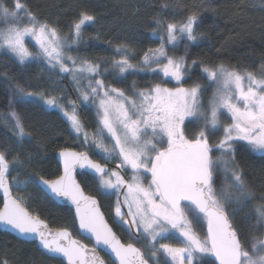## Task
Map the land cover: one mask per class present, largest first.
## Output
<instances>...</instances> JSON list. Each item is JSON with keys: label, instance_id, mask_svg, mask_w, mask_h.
Listing matches in <instances>:
<instances>
[{"label": "snow or ice", "instance_id": "1", "mask_svg": "<svg viewBox=\"0 0 264 264\" xmlns=\"http://www.w3.org/2000/svg\"><path fill=\"white\" fill-rule=\"evenodd\" d=\"M205 7V0L193 4L181 21L154 16L152 35L159 44L134 63L137 53L126 44H116L111 57L98 61L71 54L96 23L87 8L62 34L57 21L41 18L26 0H0V53L20 65L45 64L70 77L77 92L72 99L55 94V88L30 90L32 85L8 77L7 110H0V223L38 238L52 264H105L100 251L111 264H264V187L257 192L244 170L246 157L255 153L264 162V64L253 72L191 57L189 48L204 37L198 13ZM181 44L184 55L169 54ZM143 72L156 82L127 83ZM29 107L58 113L72 140L59 148L54 178L36 171L18 180L22 169L37 168L48 141L17 110ZM81 107L94 109L91 131ZM34 140L29 150L26 145ZM77 175L91 177L126 241L109 226L96 197L85 194ZM28 186L49 200L69 202L78 235L93 247L73 238L68 227H51L34 214L31 193L13 194Z\"/></svg>", "mask_w": 264, "mask_h": 264}, {"label": "trees", "instance_id": "2", "mask_svg": "<svg viewBox=\"0 0 264 264\" xmlns=\"http://www.w3.org/2000/svg\"><path fill=\"white\" fill-rule=\"evenodd\" d=\"M26 3L33 11H39L42 14L41 18L57 21L62 34L68 32L69 26L79 12L87 8L96 16V23L86 28L84 41L71 54L98 61L101 57H111L114 46L119 43L126 44L136 51L137 57L133 61L135 63L143 51L149 47L155 48L159 44L157 37L152 35L154 16L163 15L169 21H181L189 14L191 6L200 4L201 0H26ZM165 3L169 6L162 11L161 5ZM205 3L206 7L198 13L199 31L204 34V37L189 48V55L223 62L226 65H239L253 72L258 71L264 64V0H205ZM97 36L99 39H96ZM169 54L177 57L184 55L183 44L175 52L170 48ZM8 77H15L22 84L32 85L33 88L30 90L55 88L58 90L55 93L57 95L62 93L72 99L77 97V92L68 76L58 75L39 62L20 65L10 58V55L0 53V110L3 111L7 110ZM133 80L139 87L156 82L152 75L141 73L129 77L127 83L130 85ZM37 85L41 88L36 89ZM116 86L125 87L124 84ZM17 110L21 111L26 123L36 125L48 137L47 147L40 149L37 168L22 169L18 180L25 181L27 174H34L36 171L45 178H54L60 168L55 154L60 147L72 145V140L65 130L64 121L55 112L45 114L31 107L26 110L19 108ZM80 114L91 131L94 127V109L81 107ZM3 135L4 130L0 128V137ZM35 144L34 140L32 145H26V147L33 150ZM246 159L248 161V166L244 169L246 179L259 192L264 187V175L261 174L264 162L261 161L260 154L256 153ZM13 175L15 176L16 173ZM77 177L84 190L98 199L101 210L116 234L126 241V235L110 218L109 202L94 191L91 177L81 175ZM26 193L32 195L31 210H34V214L39 213L42 218H46L51 227H68L74 237L91 245V242L78 235L77 226L72 222L73 213L70 208L49 200L31 186L19 193L13 192L14 195L22 196ZM255 203L258 201L254 202L253 206ZM243 216L244 212L237 216L235 220L237 225H240ZM161 242L169 243L170 241ZM137 246L141 245L137 244ZM101 255L108 264H111L105 255ZM4 258H7L9 264H52V261L36 248L35 243L23 242L6 232H0V259Z\"/></svg>", "mask_w": 264, "mask_h": 264}, {"label": "water", "instance_id": "3", "mask_svg": "<svg viewBox=\"0 0 264 264\" xmlns=\"http://www.w3.org/2000/svg\"><path fill=\"white\" fill-rule=\"evenodd\" d=\"M55 159H56V161H57V163H58V165H59V162H58V151H57V153L55 154ZM59 167H60V165H59ZM80 171H83V170H79L78 169V172H80ZM77 180H78V178H77ZM79 181V180H78ZM82 186V185H81ZM85 191V190H84ZM85 194L86 195H89L86 191H85ZM0 197L2 198V193H0ZM97 199V198H96ZM55 203H57L58 205H61V206H66V207H68V208H70L71 210H72V213H74V207H72V206H70V203L69 202H67V201H65V200H63V199H52ZM98 200V199H97ZM1 207H2V204H1ZM102 211V210H101ZM103 212V211H102ZM105 216V215H104ZM105 219H106V217H105ZM107 220V219H106ZM109 223V222H108ZM77 226V228H78V224L76 225ZM109 226L111 227V225L109 224ZM113 229V228H112ZM114 231V230H113ZM0 232H6V233H8V234H10V235H12V236H14L15 238H17V239H19V240H21V241H23V242H33V243H35V245H36V248L39 250V251H41V252H44V250L42 249V247L40 246V244H39V240H38V238H36V237H24V236H21L19 233H17L16 231H14L13 229H11L9 226H6V225H4L3 223H0ZM115 232V231H114ZM73 238H75V239H78V240H81V239H79V238H76V237H74L73 236ZM88 241H90L91 242V245H88V247L89 248H91V247H93V241H91V240H88ZM81 242L82 243H85V242H83L82 240H81ZM86 244V243H85ZM101 252L102 253H104L105 254V252H103V251H100V256L102 257V255H101ZM106 255V254H105ZM103 258V257H102ZM105 264H106V262H105Z\"/></svg>", "mask_w": 264, "mask_h": 264}, {"label": "rangeland", "instance_id": "4", "mask_svg": "<svg viewBox=\"0 0 264 264\" xmlns=\"http://www.w3.org/2000/svg\"><path fill=\"white\" fill-rule=\"evenodd\" d=\"M29 48H30V50L31 51H33V52H35L36 51V48H35V46H34V44L32 43V42H29ZM14 59V58H13ZM18 63V62H17ZM19 64V63H18ZM141 74H148V75H151L150 73H148V72H143V73H141ZM69 79H70V82H71V84L73 85V82H72V80H71V78L69 77ZM169 86H172V85H169ZM211 94V93H210ZM79 103V102H78ZM256 154H259V153H256ZM15 191V190H14ZM17 195V194H16Z\"/></svg>", "mask_w": 264, "mask_h": 264}, {"label": "flooded vegetation", "instance_id": "5", "mask_svg": "<svg viewBox=\"0 0 264 264\" xmlns=\"http://www.w3.org/2000/svg\"><path fill=\"white\" fill-rule=\"evenodd\" d=\"M78 176V175H77ZM78 178V177H77ZM90 195V194H89ZM110 224V223H109ZM112 227V226H111ZM194 227H195V230L197 231V232H201V229L198 227V226H196V225H194ZM113 228V227H112ZM114 230V229H113ZM115 231V230H114ZM202 234V233H201ZM90 242V241H89ZM178 246V245H177ZM101 254H103V255H105L104 253H102L101 252ZM107 258H108V256L107 255H105ZM109 259V258H108ZM208 259H211V258H208ZM105 260V259H104ZM110 261V260H109ZM106 262V261H105ZM111 262V261H110ZM106 264H108L107 262H106Z\"/></svg>", "mask_w": 264, "mask_h": 264}]
</instances>
